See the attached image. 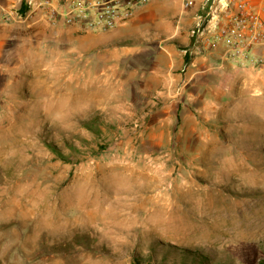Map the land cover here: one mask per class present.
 Wrapping results in <instances>:
<instances>
[{
  "label": "rangeland",
  "instance_id": "1",
  "mask_svg": "<svg viewBox=\"0 0 264 264\" xmlns=\"http://www.w3.org/2000/svg\"><path fill=\"white\" fill-rule=\"evenodd\" d=\"M201 2L189 60L226 14ZM33 4L0 15V264H264V97L212 75L167 107L154 55L106 47L134 11Z\"/></svg>",
  "mask_w": 264,
  "mask_h": 264
},
{
  "label": "crops",
  "instance_id": "2",
  "mask_svg": "<svg viewBox=\"0 0 264 264\" xmlns=\"http://www.w3.org/2000/svg\"><path fill=\"white\" fill-rule=\"evenodd\" d=\"M22 0H0V15L11 7H16ZM33 9L44 11L46 7H39L41 4L50 3L57 7L58 1L72 0H31ZM90 3L93 0H83ZM186 0H149L134 8V16L124 21L117 27L109 30L107 34L111 36L110 43L106 46L113 50H122L128 54H136L146 50L150 56L154 55L158 69L156 73H162L161 79L165 89L160 90L161 96H166L167 107H179L180 96L184 94L188 86L186 80L200 82L204 95H214L215 88L205 85V80L215 77L218 87L221 89L225 82L238 83L240 86L252 88L259 97H264V62L258 66L251 63V57L241 59L247 65L235 67L234 62L226 60L221 64L215 58H223V45L213 46L212 56L208 57L207 52H197L187 63V75L184 83L181 82L180 73L176 72L184 63L183 47L190 43V32L195 24L199 22V6L203 0H192V4L185 5ZM260 11L264 17V0H249ZM36 4H39L35 7ZM90 10L89 6L83 7ZM51 10V8H49ZM213 38V36H212ZM206 39V38H205ZM201 42H205L201 39ZM181 47V48H179ZM179 48V51H178ZM154 50V51H153ZM222 50V52H221ZM264 53V45L253 49V54ZM214 57V58H212ZM159 59V61H157ZM154 62V60H153ZM192 70H195L192 72ZM158 74V73H157ZM195 76V77H194ZM183 81V80H182ZM216 85V84H215ZM214 85V86H215ZM221 96L225 94L223 90ZM179 97V98H178ZM192 94L188 93L186 98L191 100ZM257 97L256 99H259ZM189 102V101H188ZM184 103L182 102V105ZM187 105V103H185Z\"/></svg>",
  "mask_w": 264,
  "mask_h": 264
},
{
  "label": "built area",
  "instance_id": "3",
  "mask_svg": "<svg viewBox=\"0 0 264 264\" xmlns=\"http://www.w3.org/2000/svg\"><path fill=\"white\" fill-rule=\"evenodd\" d=\"M149 0H93L82 8L84 12H91L97 16L96 24L114 26L131 14L135 7ZM221 2V1H219ZM192 4L186 0L185 5ZM221 8L225 9V16L218 18L211 12L209 19L213 40H206L208 46L223 45V54L239 59L251 57V63L258 66L264 62V53L253 54V49L264 45V17L249 0H237L233 5L229 0H223ZM91 25V24H90Z\"/></svg>",
  "mask_w": 264,
  "mask_h": 264
},
{
  "label": "trees",
  "instance_id": "4",
  "mask_svg": "<svg viewBox=\"0 0 264 264\" xmlns=\"http://www.w3.org/2000/svg\"><path fill=\"white\" fill-rule=\"evenodd\" d=\"M26 9H27V7L22 3V5H21L19 11H20V12H25ZM184 62H185V63H188V62H189V56H188L187 54L185 55ZM53 148H54V152H55L56 154H58V157H59L60 159L67 160L66 157L62 154V152H61L58 148H56V147H53ZM136 264H144V263L138 261Z\"/></svg>",
  "mask_w": 264,
  "mask_h": 264
}]
</instances>
